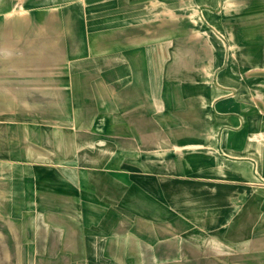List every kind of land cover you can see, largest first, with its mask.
<instances>
[{
  "label": "rangeland",
  "instance_id": "374dc122",
  "mask_svg": "<svg viewBox=\"0 0 264 264\" xmlns=\"http://www.w3.org/2000/svg\"><path fill=\"white\" fill-rule=\"evenodd\" d=\"M260 71L264 0H0V157L10 158L0 161V170L6 172L1 168L9 163L18 174L23 161L43 158L45 166L36 165L43 170L103 172L101 179L109 175L116 191L119 177L132 171L129 163L143 149V135L166 137L173 120L222 119L216 106L230 98L231 88L238 93L240 118L250 116L242 109L262 112L256 101L264 93ZM189 82L207 90L186 89L188 110L181 90ZM228 115L223 112L225 119ZM76 143L79 155L86 152L79 163L71 161ZM146 152L138 160L146 157L152 166L140 172L167 178L168 161ZM213 178L202 176V202L210 210ZM15 204H22L21 193ZM108 210L103 222L108 237L148 226L136 224L128 209ZM13 211L16 220L27 215L32 221L25 241L32 248L34 234H45L51 251L54 237L66 232L67 217L62 222L56 208L0 207L6 238L0 248L15 247L13 255L0 249V264H72L70 255H37L35 249L19 254L24 241L7 238ZM204 212L205 224L210 215ZM14 227L21 230L23 224L16 221ZM203 257L202 264H214Z\"/></svg>",
  "mask_w": 264,
  "mask_h": 264
},
{
  "label": "crops",
  "instance_id": "0c3cea01",
  "mask_svg": "<svg viewBox=\"0 0 264 264\" xmlns=\"http://www.w3.org/2000/svg\"><path fill=\"white\" fill-rule=\"evenodd\" d=\"M256 73L250 75L254 77ZM263 74L264 71L257 75ZM188 86L181 94L186 97L182 104L189 110L191 94L186 89H198L205 94L207 88L202 83L198 88L191 87V82ZM135 87L139 89L137 83ZM231 91L230 98L216 106L222 119L173 120L169 121L166 137L164 132L143 135L145 139L139 141L144 142L143 149L135 155V162L129 163L132 171H124L119 177L116 191L111 189L109 175L101 179L103 172H81L69 167L43 170L40 168L45 166L44 159L35 158L34 163L30 159L23 161L16 174L17 166L7 163L1 168L6 172L0 170V207L56 208L62 222L64 215L67 217L66 232L54 237L55 247L51 251L45 234L33 235V248L26 244L30 241L27 233L32 221L27 215L16 220L14 211L7 217L11 232L7 238L24 241L18 248L19 254L35 249L37 255H70L72 264H202V256L205 261L213 259L214 264H264V185L256 184L264 181V93L259 100L255 99L263 113L240 110L250 113L246 119L238 114V93L233 88ZM223 112H229L227 119ZM144 148L153 157L168 161L164 172L168 173L167 178L140 172L152 166L151 162L146 164L150 160L146 157L138 160ZM72 149L73 163L75 158L78 162L86 155L84 150L79 155L78 145ZM66 170L71 172L67 174ZM202 176L215 177L211 210L206 201L202 202ZM32 182L36 184L33 190ZM20 193L22 204H15ZM112 208L130 210L136 224L148 225L146 230L113 237L110 232L108 237L103 222ZM204 209L205 216L210 215L205 224ZM16 221L23 224L21 230H15ZM28 224L30 227H25ZM208 224L209 227L205 226ZM0 235V241L6 239ZM62 240L66 242L63 244ZM0 249L6 255L15 254V247L8 243Z\"/></svg>",
  "mask_w": 264,
  "mask_h": 264
},
{
  "label": "bare ground",
  "instance_id": "6f19581e",
  "mask_svg": "<svg viewBox=\"0 0 264 264\" xmlns=\"http://www.w3.org/2000/svg\"><path fill=\"white\" fill-rule=\"evenodd\" d=\"M261 72V71H260ZM263 72V71H262ZM263 108H264V106H263Z\"/></svg>",
  "mask_w": 264,
  "mask_h": 264
}]
</instances>
